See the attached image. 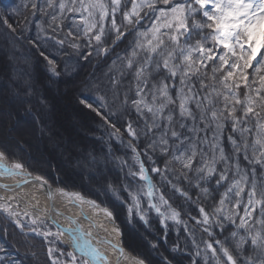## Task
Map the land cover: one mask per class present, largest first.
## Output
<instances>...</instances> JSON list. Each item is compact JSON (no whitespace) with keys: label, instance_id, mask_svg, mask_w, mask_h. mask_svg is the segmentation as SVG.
<instances>
[{"label":"snow or ice","instance_id":"6c2138e0","mask_svg":"<svg viewBox=\"0 0 264 264\" xmlns=\"http://www.w3.org/2000/svg\"><path fill=\"white\" fill-rule=\"evenodd\" d=\"M23 7L30 9L34 17L40 15V20L35 21V38L24 37L23 31L18 33L17 27L9 22L12 15L19 13V8L5 5L0 22L7 25L17 41L27 39L55 76L61 75L57 56L69 55L65 45L85 60L93 54L108 59L119 44L132 37L123 54L113 60L118 74L110 69L107 85L91 83L98 92L104 88L99 107L88 96L80 97V103L101 116L115 129V135L120 132L111 120L115 113L105 115L101 109L107 108L109 91L114 101L120 100L123 91L122 105L128 117L126 130L131 137L129 147L135 164L130 166L127 161H121V165L128 167V176L133 181L143 182L135 191L130 183L124 185L132 201L129 216L134 209L147 225V212L155 210L162 218L161 224L167 219L180 223V213L171 207L162 189L171 185L174 191L191 199L177 184L187 181L192 185L195 180L193 186L213 201L207 210L199 207L202 219L197 224L204 226L203 231L210 238L217 227L221 235L226 231V224L234 228L230 233L234 244L231 250L228 238L203 242L205 264L212 261L264 264V0H25ZM45 17L47 28L43 23ZM67 19L72 20L74 31L69 29L61 36ZM145 19L150 26L141 28ZM24 23H28L27 18ZM52 41L53 50L49 51L44 45ZM85 47L87 52L82 50ZM63 70L69 71L67 62ZM129 77L130 86L125 90L124 81ZM133 85L134 98L129 94ZM31 91L29 86L27 93ZM129 102L136 113L135 126L128 110ZM229 122L232 133H239V140L235 135L227 138L232 146L231 154L220 143ZM141 136L144 137L142 152L137 144ZM117 139H120L118 135ZM203 145L208 146L207 151ZM159 161L163 162L162 168ZM218 163L225 166L218 168ZM146 164L152 166L146 167ZM150 172L160 177V187L153 183ZM0 176L24 177L23 181L16 182L17 187L28 183L30 177L41 187L47 184L40 175L32 177L25 163L3 148H0ZM211 181H215V187ZM109 188L119 199V190L111 185ZM57 192L69 203L86 204L92 210L103 212L112 224L111 232L117 237L121 235L112 212L101 209L80 192L64 189ZM158 192L159 204L155 202ZM213 193L219 194L218 202ZM141 194L148 199L147 211L141 207ZM2 200L5 198L0 197ZM160 205L168 211H162ZM0 210L21 231L26 227L23 218H27L28 230L49 244L50 264H110L109 257L98 247L101 243L117 254L115 264L127 259L119 241L97 240L94 245L90 239L92 233H86L75 219L68 218L67 226L53 221L56 229L53 232L42 215L33 216L27 211L21 214L7 202L0 203ZM84 218L88 219L86 215ZM65 236L71 250L53 246L63 243ZM151 247L155 250L158 245L153 243ZM4 251L0 247V252ZM200 255L197 246L196 256ZM9 264L16 262L9 261ZM135 264H145V261L135 259ZM161 264H171V261L164 257ZM193 264L199 261L194 260Z\"/></svg>","mask_w":264,"mask_h":264},{"label":"trees","instance_id":"16d2710c","mask_svg":"<svg viewBox=\"0 0 264 264\" xmlns=\"http://www.w3.org/2000/svg\"><path fill=\"white\" fill-rule=\"evenodd\" d=\"M24 2L25 0H0V9L2 11L5 5H7L9 8H19V13L12 15L9 22L17 27L18 33L20 31H23L24 37L35 38L37 36L35 21L40 20V15L37 14L34 17L31 14L30 9H26L23 7ZM25 18H27V24L24 23ZM70 21V29H73L74 31L73 22L71 19ZM43 23L47 28L46 17L44 18ZM147 26H150L149 20L145 19L142 22L141 28ZM0 29L13 43L17 45L21 44L23 48L27 49L28 53L33 58L32 67H36L38 69L37 72L39 71L40 73H42V75L45 76L47 79L55 82L58 80L67 81L68 79L75 77L73 81L80 82L79 85L77 84V82H75L76 90L74 92V99L76 101L80 114L88 120L90 119L91 122V125H89L90 128L86 130L88 134L85 136V138L90 140L94 144V146L90 149H87L86 151L87 153L89 152L92 157H103L102 166L100 167L104 168L105 172L104 174L98 176V178L96 177L97 181L100 183L102 188L100 189V191L93 190L92 187L97 185V183H95L96 181L93 182V180L89 182L90 188H87L82 187L81 185H77L75 183H69V181H67L68 179H60L62 183H64L69 188L81 190L80 192H82L84 196L93 198L103 206L109 208L113 213L116 222L122 229L123 240H125L126 235L128 236V234L130 233L138 234L137 238H142L140 241L144 242L148 246L149 252L147 254L142 250L135 253L134 251H130L132 254H134V256L143 259L146 264H161V261L164 257L171 261V264H193L194 260H198L199 264H205V254L203 251V249L205 248V244L203 243L204 241L214 242V240L216 239L223 241L225 240V238H228L230 250L231 248H234V244L230 236V233L234 230V228L230 224H226V231L223 233V235L220 234V229L218 227L215 228L214 236L212 238H210L208 234L203 231V225L197 224V220L202 219L199 213V207L204 206L207 210L210 205H212L213 201L211 199H206L203 194L200 193V189L195 188L193 186L195 184V180H193L192 185H190L187 181L177 184V187L189 193L191 199H188V197L182 195L180 192L174 191L171 185H167L165 188L162 189L165 195V199L168 200L169 204L173 209L180 213V223H176L173 222L171 219H167L165 224H161L162 218L155 212V210L147 212V225L139 219V216L136 215L134 209L131 217L129 216L128 207L132 204V201L128 197V192L124 190V185L130 183L132 190L135 191L142 186L143 182L137 183L136 181H133L132 178L128 176V167H122L121 165V161H127V164L130 166H133L135 164L133 160V153L131 151V148L129 147L131 137L128 136L126 130L128 117L124 115L125 109L122 105L123 91L121 92L120 100L118 101L113 100V95L109 91L106 97L107 108L101 109V111L104 112L105 115H108L109 113H115V116H120V121H116L114 119L115 116H111L112 123H114L116 127L120 129V132L115 135V129L109 124H106L101 116H98L91 109L86 108L83 104H81L80 97L81 95L88 96L93 105L99 107V96L103 94L104 88H101L99 92L95 88L88 91H83V88L86 84L93 80L95 76H100V73L103 70L109 73L111 69L113 73L118 74L116 73V66H113V60H115L118 54H123V50L129 44V41L132 39V37H129L128 39L124 40L123 43L119 44V46L115 49V52L109 55L108 59H104V57H98L93 54L91 57L85 60L82 57H79L70 47L65 45V52H67L69 55H62L60 57L59 55L57 56V60L60 62L61 75L55 76L47 70L46 62L43 61L41 57H39L37 50L34 48L33 45L28 43L27 39L22 38L17 41L14 37V34L10 31L7 25L3 24L2 22H0ZM60 35L63 36L64 33ZM52 45H54V41L49 42V44L44 45V47L47 48L49 51H52ZM82 50L85 52L88 51L86 47ZM69 61H73L72 69L65 72L63 70L64 64L65 62L68 63ZM130 79L131 78L129 77L124 81L123 86L125 90L128 89L130 86ZM129 94L133 98L135 97L134 85L132 86V91ZM128 110L131 112V118L135 126L136 113L134 108H131L130 102ZM139 123L141 126H143V120H140ZM189 123L191 122L189 121ZM117 135L120 137V139H117ZM201 135H203V133H201ZM229 135H235V138L239 140V133L233 134L231 131V122L226 125V128L223 131L222 138L220 140V143L226 146V153L231 154L232 146L227 139ZM208 136L209 139H211V131L208 133ZM137 144L142 152L144 149L143 136L140 137V140L137 142ZM202 147L206 151L208 150L207 145H203ZM0 148L6 149L10 153H13V150H10V147L8 146L0 144ZM74 156L75 158H77L78 154L74 153L73 157ZM15 157L22 160L28 170L31 171L33 174L42 175L46 178V180L47 178L51 177V175H49L50 172L40 169L39 167H36L35 165L29 163L27 157L22 151ZM142 158L146 159V157ZM158 163L159 166L162 168L163 162L159 161ZM241 163L242 165L245 163L242 157ZM151 166L152 165L150 164H146V167ZM224 166L225 165L223 163H218V168L222 169ZM175 167L179 169V165H176ZM57 175L60 176V174ZM149 175L153 177V183L156 184L157 187H160V177L151 172L149 173ZM211 184L213 187H215V181H211ZM109 185L119 190V199L113 193V191L110 190ZM223 190L224 189L221 188L220 192H223ZM197 194H200L199 201H197ZM156 195L157 199L155 202L159 204L158 197L160 193L158 192ZM213 195L216 196V201L218 202L219 194L213 193ZM160 206L162 211L168 210L167 208H165V206ZM141 207L144 208L146 211L148 209V199L144 194H141ZM240 214H243L242 208L240 209ZM6 232L5 229L0 225V247L5 249L4 252H0V258H3L2 260H0V264H9V261H14L16 262V264H49L47 257L44 256V254L42 255L40 251V246L37 242L34 246L31 245L32 247H34V249L37 250L34 251L33 256L35 257L31 261V258L21 253L22 251L19 246L21 245L20 240L16 237L11 236L8 233V230H6ZM193 239H195V245L193 244ZM153 243H156L158 245L155 250H153L151 247ZM123 246L125 249H127L125 242ZM197 246H199V249L201 250L200 256H196ZM174 248L176 249L175 251L173 250ZM207 256L210 259L211 253L208 252ZM211 264H215V261H212Z\"/></svg>","mask_w":264,"mask_h":264},{"label":"rangeland","instance_id":"374dc122","mask_svg":"<svg viewBox=\"0 0 264 264\" xmlns=\"http://www.w3.org/2000/svg\"><path fill=\"white\" fill-rule=\"evenodd\" d=\"M0 14L1 18L4 14L1 9ZM47 19L48 18L46 17V20ZM63 23L64 28L60 34H65L70 29V19L65 20ZM60 56L62 55H59V57ZM72 63L73 61L68 62L69 70L72 69ZM32 64L33 58L28 53L27 49L23 48L21 44L17 45L13 43L0 29V87L4 88L0 96V144L10 147L9 149L13 150L12 154L14 156H17V154L21 153L22 151L27 157L29 163L39 167L40 169L50 172L49 175H51V177L47 178V180L44 176L40 175L50 184V186L61 188L67 191L80 192L81 190L66 186L64 183H62L61 179H68L69 183H75L87 188H90L89 182L93 180V182L96 181L95 183H97V185L93 186L92 189L95 191H100L102 186L97 181L96 177L98 178V176L104 174L105 172L104 168L100 167L102 166L103 157H92L91 154L89 152L87 153L86 151L87 149L93 147L94 144L87 138H85V140L81 143L79 140L75 139L71 143L72 153L70 159L68 158L66 161V155L63 148L57 146L56 142L52 138H48L49 123L46 122L47 120L45 119L50 111V104L48 103L50 101H48V98L43 95V92L48 90L50 93H53V90L56 89L53 86V81L47 79L39 71L37 72L38 69L36 67L33 68ZM107 74L108 73L105 70L101 71L100 76L97 75L95 78L93 77L94 79L88 83L89 87H84L83 91L94 89L91 87V83L93 82L106 85ZM29 77H31L30 80ZM75 82H77L78 85L80 83L78 81H72L70 84L67 83V86L73 87L74 85L76 87ZM29 86L32 89L30 94L27 93ZM69 99L72 100L77 107L76 101L74 99V93L69 94ZM7 101L13 103V106H8ZM15 114H20L21 116L23 115L24 118L26 117L28 119V121H23L20 123L18 126L20 128L19 131L17 129L14 130V125L16 126V120L15 116L13 115ZM114 116L115 115H113V117ZM79 119L81 120V125L79 126L78 130L82 135L86 136L88 133L84 128L91 125L90 119L88 120L82 115L79 117ZM114 119L116 121H120V116L117 115ZM40 140L43 141L40 142ZM39 144L45 148L40 147ZM53 147H55V149ZM74 153L78 154L77 158H75V156L73 157ZM54 157L61 159L62 168H57L53 161ZM57 174H60V176ZM80 193L82 196H84L82 192ZM84 197L94 200L93 198L87 196ZM0 203L3 202L0 201ZM104 207L111 212L109 208L106 206ZM167 211L168 210L165 212ZM22 213L23 212H21V214ZM22 222L26 225L24 231H21L19 228H17L15 224L7 217V214L0 210V225L5 229V232L8 230V233L11 236L20 240L21 245L19 246L22 251L21 253L31 258L32 261L35 257L33 256L34 251H37L32 246H34L37 242L40 246L42 255L44 254V256L47 257V248L49 247V244L44 241L43 237L37 236L34 232L28 230L26 217L23 218ZM47 223L51 231L54 232L56 230L55 227L51 223ZM131 234L132 233H130L129 236L126 235V239L130 241V243L136 247V249L139 251L142 250L148 254V246L142 241L141 244L137 241L138 239L141 240L142 238L140 237L137 239L138 234H132L133 237ZM134 237L137 239V242L132 240ZM50 240H54V238H50ZM121 242L123 246L124 240L122 230ZM53 246L69 250L64 243H59ZM135 258L140 259L139 257ZM48 262L50 264L49 260Z\"/></svg>","mask_w":264,"mask_h":264},{"label":"bare ground","instance_id":"6f19581e","mask_svg":"<svg viewBox=\"0 0 264 264\" xmlns=\"http://www.w3.org/2000/svg\"><path fill=\"white\" fill-rule=\"evenodd\" d=\"M74 79L75 77L68 79L67 81H55L53 82V86L56 90H53V93H50L48 90L43 92V95L48 98V101H50L48 102L50 104L49 114L46 116V119L43 117L45 120H47L46 122L49 123L48 138H52L56 142L57 146L63 148L66 155V161L68 158L70 159L72 153L71 143L75 139L79 140L80 143L85 140V136L82 135L78 130L79 126L81 125V120L79 119L81 116L79 114L80 112L78 107L75 106L74 102L69 99V94L74 93L76 88L74 85L73 87L67 86V83H72ZM3 89V87H0V96ZM8 106H13V103L8 102ZM13 116H15L16 120V126L14 125V130L17 129L19 131L20 128L18 126L20 123L23 121H28V119L26 117L24 118L23 115L21 116L20 114H15ZM88 128L90 127L87 126L84 129L88 130ZM41 141L43 140H40V142ZM39 146L44 147L41 144H39ZM53 148L55 149V147ZM53 161L57 168H62L61 159L54 157ZM24 179V177L0 176V185H7V187H0V197L5 198V200H2L3 203H10L13 209L20 212L27 211L33 216L42 215L45 220L52 225V222L55 221L61 225L67 226L68 218L75 219L86 233L89 231L92 233L90 239L94 245L96 244L97 240L108 239L113 243L119 241L121 247H123L121 235L117 237L115 233L111 232L112 224L107 220L103 212L99 211L98 209L92 210L86 204L77 206L75 204L69 203L66 197H61L58 194L57 189L61 188L49 186V183L48 186L41 187L39 182L27 178L29 180L28 183H21L20 186L17 187L16 182L23 181ZM49 192H51V195H49ZM8 197H15V199L8 201ZM85 199L92 200L89 198ZM96 204H98L101 209L105 208L98 202H96ZM85 215L88 217V219L84 218ZM115 224L118 226L116 222ZM100 225H103V227H100ZM118 227L120 228V226ZM105 229H107V231H105ZM129 235L130 234H128V236ZM137 239H135V237L132 238L133 241H138L141 244V241ZM124 242L128 249L127 250L124 248L127 259H122L120 264H135V259L138 258H135L136 256H134V254H132L130 251H134L135 253L139 252V250L136 249V247H134L127 239H125ZM63 243L66 245V247L69 246L68 238L66 236L63 238ZM98 247L102 252H104L105 255L109 257L110 264H114L117 254L113 253L111 249L103 243L99 244Z\"/></svg>","mask_w":264,"mask_h":264},{"label":"water","instance_id":"95a60500","mask_svg":"<svg viewBox=\"0 0 264 264\" xmlns=\"http://www.w3.org/2000/svg\"><path fill=\"white\" fill-rule=\"evenodd\" d=\"M36 175H32V177H35ZM30 179L32 180L33 178H31L30 177ZM34 180V179H33ZM49 184H48V182H47V184H45L44 186H48ZM50 186V185H49ZM55 227V226H54ZM114 264H115V262H114Z\"/></svg>","mask_w":264,"mask_h":264}]
</instances>
